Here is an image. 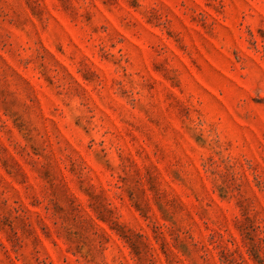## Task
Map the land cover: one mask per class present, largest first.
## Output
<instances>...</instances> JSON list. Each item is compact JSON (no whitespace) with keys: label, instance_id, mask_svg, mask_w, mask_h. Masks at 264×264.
I'll return each mask as SVG.
<instances>
[{"label":"rangeland","instance_id":"obj_1","mask_svg":"<svg viewBox=\"0 0 264 264\" xmlns=\"http://www.w3.org/2000/svg\"><path fill=\"white\" fill-rule=\"evenodd\" d=\"M0 264H264V0H0Z\"/></svg>","mask_w":264,"mask_h":264}]
</instances>
